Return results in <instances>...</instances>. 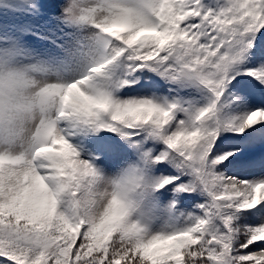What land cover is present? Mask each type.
<instances>
[{"label": "snow or ice", "instance_id": "1", "mask_svg": "<svg viewBox=\"0 0 264 264\" xmlns=\"http://www.w3.org/2000/svg\"><path fill=\"white\" fill-rule=\"evenodd\" d=\"M110 4L94 41L52 17L67 117L39 162L2 158L0 264H264V0ZM137 157L164 161L176 214L132 242L90 221L80 161L110 174Z\"/></svg>", "mask_w": 264, "mask_h": 264}, {"label": "clouds", "instance_id": "2", "mask_svg": "<svg viewBox=\"0 0 264 264\" xmlns=\"http://www.w3.org/2000/svg\"><path fill=\"white\" fill-rule=\"evenodd\" d=\"M8 4L35 5L36 0H0V11ZM110 6V0H63L58 21L94 41L105 35L100 25ZM65 82L48 58L0 30V170L6 166L4 157L18 172L25 170L26 162L41 160L38 153L67 117ZM159 162L164 161L137 157L109 174L93 173L80 161L85 169L81 175L87 178L83 194L93 205L90 221L113 228L132 242L156 227L162 231L172 227L176 204L159 198L164 181L153 173Z\"/></svg>", "mask_w": 264, "mask_h": 264}, {"label": "rangeland", "instance_id": "3", "mask_svg": "<svg viewBox=\"0 0 264 264\" xmlns=\"http://www.w3.org/2000/svg\"><path fill=\"white\" fill-rule=\"evenodd\" d=\"M207 2V0H206ZM63 4V0L61 2ZM61 4V5H62ZM30 10L33 12V16L29 15L27 16V20L25 22H30L29 26L31 25L32 27V24H33V21L31 22V19H33L35 17V8L34 7H29ZM17 11V13L19 12L18 9H17V6L16 5H13V4H8V5H5L4 6V10L3 11H0V20L4 21L6 24L7 23H11L12 25V32H11V36L21 40L23 42V44L30 50L40 54V55H46L48 52H52V51H55V48L54 46L52 47H46L44 44L42 43H39V42H36V43H32L30 42V40L32 38H36V32H34L31 28V32L29 33L28 31H25V28L28 26V25H25L23 22L21 23L20 21L22 20H25V18L23 19H20V18H17L16 15H15V12ZM40 20H43L44 18H39ZM47 23L49 24H52L54 23V21L52 19H47L46 20ZM37 24H39L38 21H36ZM5 34H9L7 32V29H5L3 31ZM42 34V33H41ZM31 37V39H29ZM37 39V38H36ZM56 40H54L55 42ZM257 41H260V42H264V38H261ZM54 42H53V45H54ZM244 79H247V78H244ZM259 173H257L258 175ZM245 178H251V174H244Z\"/></svg>", "mask_w": 264, "mask_h": 264}, {"label": "trees", "instance_id": "4", "mask_svg": "<svg viewBox=\"0 0 264 264\" xmlns=\"http://www.w3.org/2000/svg\"><path fill=\"white\" fill-rule=\"evenodd\" d=\"M263 34V33H262Z\"/></svg>", "mask_w": 264, "mask_h": 264}]
</instances>
